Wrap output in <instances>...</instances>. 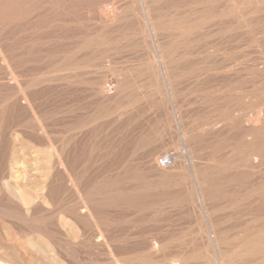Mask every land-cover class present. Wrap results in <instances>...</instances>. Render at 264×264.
<instances>
[{
	"label": "rangeland",
	"instance_id": "obj_1",
	"mask_svg": "<svg viewBox=\"0 0 264 264\" xmlns=\"http://www.w3.org/2000/svg\"><path fill=\"white\" fill-rule=\"evenodd\" d=\"M146 1L0 0V264H223L264 208V0Z\"/></svg>",
	"mask_w": 264,
	"mask_h": 264
},
{
	"label": "bare ground",
	"instance_id": "obj_2",
	"mask_svg": "<svg viewBox=\"0 0 264 264\" xmlns=\"http://www.w3.org/2000/svg\"><path fill=\"white\" fill-rule=\"evenodd\" d=\"M157 1L160 2L161 0H157ZM163 5H165V4H163ZM152 6L154 7V5H152ZM160 8H161V6L158 7V9H160ZM162 8H163V6H162ZM158 9H156V10H158ZM149 16H150V14H149ZM15 173L16 172H14V174ZM44 184L45 183H43V185ZM25 199L27 200L26 197H25ZM22 200H24V199H21V202H22ZM28 200L31 201L32 199L30 198ZM32 201L34 202V200H32ZM22 206H23V204H22ZM27 210H28V208H27ZM257 213L264 214V208L262 207L259 210V209H257L256 206L253 207L251 204V200L248 202H245L243 204L241 214H242V216L246 217L244 219L243 223L240 224V226H241L240 231H242L243 234L238 239L233 240V239H231L232 238L231 234L227 233L228 237L225 238V241H226V246H227L226 249L228 250L229 253L227 254V257H225L224 259L220 258V260L223 264H264V232H262V231H264V217H262V215H261V219L259 220L258 224H256L253 220V217L255 215L257 216L258 215ZM259 231L261 232V234H257V232H259ZM227 232H230V230H227ZM156 245H157V243H156ZM237 247L239 249H237Z\"/></svg>",
	"mask_w": 264,
	"mask_h": 264
},
{
	"label": "built area",
	"instance_id": "obj_3",
	"mask_svg": "<svg viewBox=\"0 0 264 264\" xmlns=\"http://www.w3.org/2000/svg\"><path fill=\"white\" fill-rule=\"evenodd\" d=\"M172 157L171 156H165L159 159V164L161 166H170L172 164Z\"/></svg>",
	"mask_w": 264,
	"mask_h": 264
}]
</instances>
